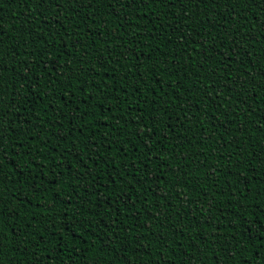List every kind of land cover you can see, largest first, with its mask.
Listing matches in <instances>:
<instances>
[{"label": "trees", "instance_id": "trees-1", "mask_svg": "<svg viewBox=\"0 0 264 264\" xmlns=\"http://www.w3.org/2000/svg\"><path fill=\"white\" fill-rule=\"evenodd\" d=\"M0 17H2L3 23V37H4V50L7 52L14 51V45L17 42H21L22 38L28 40V46L21 49V54L17 57V60L23 61L25 56H29V53L33 54L32 57L39 60L41 50L44 48V40H54L59 35L56 31L55 24H44L42 17L36 10V5L32 3V0H28L25 4L23 0H0ZM120 10V5L116 6ZM135 7V6H134ZM94 18L96 24H92L90 21L80 24L75 30L69 27V31H80L84 37L82 43H87L90 35L98 41L97 47L89 49L88 54L85 55L83 51L77 55L76 49L69 47L63 54L54 53L52 51L44 53L45 60H40V64H44L46 61H50L53 54L56 55V60L49 64V67H55L56 72V91L61 92L62 95L57 97L55 93L51 92V88L46 83L50 77L43 76L44 69L36 64L32 65L31 72H25L28 67L25 63H17L11 59V56H7V70L2 75L5 77V86L17 81V87L21 92L24 91L19 81L20 75L28 77V85L31 91L28 93L29 100L32 103L23 104L19 110L12 109L15 115H9L6 118V122H13L14 125H19L17 132H10V136H19L21 141H26L25 147L28 144L34 145L40 149V156L37 157L45 165V171L48 172L51 164L47 160H43V156L50 151L51 145H56L57 151L54 153L56 160L62 164H66L69 161H73L72 155L66 153V159L61 157L60 151L67 147L69 142H74L77 148L84 147V141L91 136L92 132H95L93 137V143H98L101 146L104 143V139L115 140V144L112 145L111 150L101 147L98 150L103 151L104 157L99 161V167L101 169L109 168L105 164L106 160L114 159L117 164L121 165V170L126 165L131 175H125V181H121L119 187L108 184L107 187H101L97 192V195H107L112 193L113 201L118 200L117 193L122 190L128 191V196L133 199L127 200V202L121 201L119 205L113 204L109 207L107 203L100 208V212L111 213V215H104V228L95 229L94 225L97 222V218L94 212L99 208L98 204H93V213L86 212L84 208L79 209L78 216L82 218L83 223L87 224L88 219L93 221L87 229L77 227L75 228V234L69 235L64 225V217L61 213L70 205L62 204L63 195L57 197L55 193L49 195V192L36 191L28 189L30 194L31 203L25 204L23 208L19 209L20 217L12 220H5L3 225V231L8 240L7 244L11 241L8 248L4 250V261L7 264L11 261L12 264H93L94 261L97 264H121L120 254L113 251L104 250L103 256L101 254V248L105 243H109L108 237L105 235V230L108 225L119 224L122 221H127L123 227H130L131 233L138 234L140 236L137 241L136 236L129 234L131 240V246L126 250V259L130 260L132 264H160L161 261L164 264H183L182 257L184 250L186 249L189 255L199 253V256H203L205 252L209 253V259L207 264H212L211 253L207 248H204V252H199L195 247L196 244L203 245L204 237L207 236L213 228H216L223 237L227 238L228 244L234 245L239 242L240 247L244 249L242 255L243 259H247L249 251H252L253 244L264 243L260 240V223H264V168H261L260 163L254 157H259L261 144L264 143V133H259L256 126V121L260 119L264 113L260 112L258 104L252 103L249 97L252 95L242 96V99H249V103H252V110L249 112H242L247 117L246 128L247 135L252 139L245 141V133L240 134V143L244 145L246 149L244 157L241 158L239 166L236 164V157L233 155L231 159L228 157V149H223L219 146V138L224 132L221 127H216L215 130L211 124L218 123L213 115V108L215 105L213 101L208 98L207 95H201L204 88L203 84L211 83L212 81L223 82L225 78L238 79L240 75H246L250 66H252V74L256 76V86L259 87L262 77L257 73H264V34H261V27L264 25V0H255L249 8L244 9L242 4L235 6V11L229 13L226 10L224 3H220L215 9L211 4L203 6L201 15L191 16L192 5H188V13L185 15L181 13L179 7L165 12L162 9L164 6L156 7L154 5H147L140 8V12L147 13V17H140L139 21L137 16L139 13L133 14V8H125L129 20L125 22L123 32L124 40L129 41V44H135V50L139 53L140 59L143 61L141 67L147 68L150 64L154 63L157 59L163 61L164 53L168 54L171 58L172 55L178 57L179 63L176 67L180 69L181 74L184 73V68L181 65H185L188 68L187 74L184 75L180 84L169 85L176 79L174 75H169L167 72L159 73L158 79L160 85H156L150 78L147 71L141 72H129L126 76H118L116 81L113 80L111 69L107 77L103 76V68H100V63L97 59L99 53H102L107 47V44L116 47L118 41L112 39V36L119 35L115 32L118 20L106 4H100L95 6ZM153 8H156V14L160 17L159 20L155 19L152 15ZM31 9V11H28ZM199 11V10H197ZM48 12L55 15L56 9L54 7L49 8ZM180 13V16L177 15ZM243 13L241 16L240 14ZM67 14V13H66ZM84 15V12H80L77 15V20ZM226 16H235L236 20L231 18L226 19ZM169 17L173 26L179 22L183 31L190 33L192 40L197 39V31L200 36L199 39L203 40V44H192L188 41L189 47L186 52L174 51L177 48V40L175 37L180 35V31L174 27L168 26ZM183 17V19H181ZM208 17H211L216 21V26L209 31ZM31 20V22H27ZM107 21V23H105ZM27 22V23H26ZM137 22L142 25L141 32L146 31L148 28H152V34L150 37L140 35L135 41L131 40V34L137 31L135 25ZM161 22L164 23L163 28H156L154 25H158ZM72 21H67L66 24L71 25ZM38 24V26H37ZM220 24L225 25L229 32L238 34L245 32L248 35L243 37L242 43L245 45V50L242 55L233 53L231 59V68H226L225 65L229 63L224 58L228 55L229 50L232 47V36L225 34L224 42H220V35L224 29L219 28ZM186 25V27H185ZM99 26V27H98ZM51 29V32L48 31ZM91 29V32L89 31ZM160 37L159 49L150 51L158 41L154 38ZM173 37L172 43H166L167 38ZM66 39L71 41L73 37L66 35ZM123 44L124 41H119ZM195 51L193 52V48ZM215 47V50H213ZM239 52V49H237ZM191 54L194 57V61H189L187 57ZM148 56L152 57V60L147 59ZM246 57L248 59H246ZM80 58L84 60H91V63L100 68L102 75L95 76L89 80V85H93L101 80L105 81L101 87L107 88L105 85H112L113 89L124 94V89L128 90L125 100L121 103V111L117 113L116 108H112L111 112L97 111L96 115L103 117L101 121H96V117L89 114L80 118L78 112L75 119L71 122L64 118V114L67 113V109L64 113L60 111V105L65 102V97H68L74 101L80 103L81 109L86 108L89 104L92 108L89 109L91 113L97 108L103 92H97L94 87H87L85 95L89 96V99L85 103L81 96L80 82L83 81L85 76L91 73L92 68L88 65H84L87 69L86 72L81 73L79 68L76 67V61ZM60 60H65L71 67L60 68ZM238 61H243V65ZM136 64V60L129 55L128 60L125 62L126 67H131ZM199 64H203V67H199ZM115 62H114V65ZM243 68V73H236V69ZM118 72H123L117 66ZM63 73V75H61ZM65 76L68 79H65ZM73 76L79 79L73 78ZM42 77V78H41ZM142 77V78H141ZM39 79V84L34 83ZM139 79V83L135 87H139L140 92L133 93V81ZM194 80L202 81L203 84L197 86L195 93H189L186 91L192 86ZM147 81V83H145ZM167 81V82H165ZM71 83V87L66 85ZM182 85V86H181ZM218 86V84H217ZM154 89V90H153ZM244 89H239V93H244ZM41 92H46L42 99L38 98ZM75 93V95H72ZM183 94L186 98L184 107L187 108L190 103L198 102L200 115L197 120L183 119V113L179 112L176 107L180 101L175 97ZM227 97L228 93L225 91L220 94ZM260 96H264V92L259 93ZM163 96V98H161ZM167 101V104L165 103ZM130 102V103H129ZM219 98H216V104H219ZM258 103H264V100L258 101ZM127 105V106H125ZM111 107L110 100H105L103 108L107 109ZM159 109V119L155 123L156 132L155 135H145L143 139L139 138L136 134L137 128L140 124H134L133 118L141 120L147 123L148 127L145 132L151 133L153 128L152 109ZM244 105L241 103L239 108L233 109V112L222 114L223 110H219L215 113L220 121L225 120L226 117H230L237 110H242ZM27 109V111H25ZM207 110V113H205ZM195 111V109H194ZM168 113H171V118H168ZM179 115L182 120V127L175 128V132L168 131L167 138H164L165 125L171 123L175 125L177 123L176 117ZM60 117L59 124L54 127V122L57 117ZM119 116V119L117 118ZM192 113H189V117ZM202 121V123H199ZM64 125L62 131L67 133L68 129H73L71 137L68 141H60L58 137L53 135L49 136L50 132H56L60 125ZM123 124L124 127L120 128L119 125ZM39 125V126H38ZM80 125H84L83 133L77 131ZM120 133H123L121 135ZM39 134L38 140H28L29 135L35 136ZM178 135L180 139H173ZM206 135L211 136V140H204ZM224 139H227L225 136ZM47 140V143H41V141ZM152 140H156L157 143L152 145ZM204 140V143H200ZM183 141V142H181ZM9 146L12 145V141H5ZM135 146V147H133ZM151 147V152H147L146 149ZM135 148H139L141 152H144L143 159L148 160V157L159 155V159L149 160L147 167L140 164V152ZM17 149L12 148L9 152L11 156ZM127 152L128 155H123ZM23 156V150H21ZM115 154V155H113ZM222 154L223 158L219 155ZM81 157L90 166L91 171L94 173L97 170V165L87 158V155L81 153ZM187 157L188 160L193 163L187 168L183 167L187 164L188 160L183 158ZM135 161V167L132 162ZM255 165V170L249 165ZM17 163L22 167H27L20 157H17ZM78 163L73 162V168L78 167ZM180 167V171L176 172L177 167ZM218 174L213 176L212 173L218 170ZM33 171H35L33 169ZM58 172L59 169H56ZM187 172V176L184 172ZM5 172L9 174L10 178L16 179L13 172H9V165L5 162ZM145 173H151L153 175L159 174L161 180L157 183L148 181V185L142 187L141 184L136 183V180L144 176ZM27 175V172L25 173ZM177 176H179L180 183H177ZM49 178H52V174L49 172ZM101 185L104 184L106 177L105 171H100L96 177ZM73 182V177L65 175L60 182L51 185L57 190L63 188V194H67L70 191V184ZM88 182L89 184L95 183L92 177L82 178L80 183ZM229 185L226 187L225 185ZM6 188L8 186H5ZM186 189L184 196L177 198L174 193ZM24 188L18 187L13 184L10 186V190L6 191L4 199L10 200L13 207L18 204V201L13 198V194L19 195L20 191ZM162 194L165 199L158 200L157 194ZM206 193V195H205ZM146 197V199H145ZM214 197V199H210ZM56 200L55 208H40L38 205L46 204L48 200ZM89 199H92L90 196ZM155 203H159L161 208H168L171 205H175L171 211V220L173 224L181 223L177 221L176 213H183L185 208H188V215L182 222L184 232L186 236H180L179 233L174 232L172 227H165L160 223H152V220L148 218L147 209L151 208L152 214H157V209L154 206ZM195 202V203H193ZM84 203L85 208L89 205ZM183 205V207H182ZM191 205V207H189ZM133 208L141 209V212H133ZM194 209H200L204 212V215L193 216ZM75 213V209H72ZM47 213V214H45ZM33 214L37 219L34 228H29L27 233H24L20 242L21 251L13 253V249L17 246L16 232L21 231V225L29 223V217ZM210 215L212 217L210 222L199 223L204 221L205 216ZM146 220L144 228L141 229L137 225L140 220ZM22 217V219H21ZM196 218L198 222L194 224L189 231L187 225ZM241 221L243 224H241ZM232 223H235L237 227L232 228ZM55 224L56 228L53 229L52 225ZM243 225H248L252 228V232L249 233L245 230ZM15 226L14 231L9 233V227ZM150 226V227H149ZM41 229L44 230L43 242H38V236ZM95 230L98 236L103 237V240L98 239L97 236H93L91 233ZM56 232L55 236H50L49 233ZM156 233V235H153ZM162 234L163 239L167 240V247L165 248L159 239ZM63 235V240H59V237ZM121 237L125 233H120ZM233 235L235 240L232 239ZM256 236L255 240H251L252 236ZM35 237V238H34ZM191 237V239H189ZM126 243V242H125ZM141 245L140 251H134L137 244ZM95 245V247H91ZM191 245V246H190ZM218 248V246H216ZM123 248V244L121 245ZM176 248L173 252L172 249ZM235 252V248L232 249ZM149 252L151 255H149ZM51 253V257L49 256ZM264 255V251H262ZM102 256V258H101ZM222 260H227L225 254H221ZM189 264H204V261L199 258H193L189 261ZM228 264H235L234 261H229Z\"/></svg>", "mask_w": 264, "mask_h": 264}, {"label": "snow or ice", "instance_id": "snow-or-ice-1", "mask_svg": "<svg viewBox=\"0 0 264 264\" xmlns=\"http://www.w3.org/2000/svg\"><path fill=\"white\" fill-rule=\"evenodd\" d=\"M25 4L28 3V0H23ZM255 2V0H32V3L36 5L37 12L44 17L43 23L44 24H55L56 25V31L59 32V35L54 40H47L46 37L42 38L44 40V48L41 50L39 60L32 57L33 54L29 53V56H25L23 61L17 60V57L21 54V49L28 46V40L22 38L21 42H17L16 45H14V51L7 52L4 50L3 44H4V37H3V23H2V17H0V264H5L4 261V250L5 248H8L11 241L6 244L5 241L8 240V237L5 236L3 231V225L5 220H12L17 217H20L19 209L23 208L25 204H30V194L28 189L30 188L33 190L34 194L36 191H42V192H49V195H52L55 193L57 197H61L63 195V199L61 201L62 204L70 205L71 208L65 209L61 215L64 217V225L66 230H68V233L70 236L75 234V228L72 227V225H76L80 228L87 229L90 225L93 224V221L91 219H88V223L84 224L82 218L78 216L79 209L84 208L86 212L93 213V208L91 205L98 204L99 208L96 209L94 212V215L97 218V222L94 225L95 229H103L104 228V215H111V213H101L100 208L103 207L105 203L109 205V207H112L115 203L116 205H119L121 201L127 202V200L133 199L132 197L128 196L127 190H122L117 193L118 200L113 201L112 199V193H108L107 195L101 194L97 195V192L101 187H107L108 184L115 185L119 187V184L121 181H125V175H131L129 173L128 167L125 165L123 169L121 170V165L117 164L114 159H109L105 161V164L109 166V168L101 169L99 167V161L100 159H103L104 153L103 151H99L98 149L101 147L111 150V147L113 144H115V140H110L108 138L104 139V143L101 146L98 143H93V137H95V132L93 131L91 136H89L84 141V147L77 148L76 144L74 142H69L67 144V147L60 151L61 157H64L66 159V153L73 156L74 160L69 161L66 164H62L61 162L56 160V157L54 153L57 151L56 145H51L50 151L47 152L43 156V160H47L50 162L51 167L49 168V171H45V165L37 159V157L40 156L41 152L39 148H36L32 144H28L27 147H25L26 141H21L19 139V136H10L9 133H15L17 132L19 125H14L13 122H6V118L11 114L15 115L16 113L12 111L13 108L16 110H19L23 104H29L32 103V101L29 100L28 93L31 91L30 86L28 85V77L25 75L19 76V83L21 87H23L24 91L21 92L20 88L17 87V81H13V83L5 86V77L2 75V73L7 70V63H6V57L11 56V59L16 61L17 63H25L28 65V67L25 69V72H31L32 71V65L36 64L44 69L43 76L50 77L49 80L46 81L48 85L51 88V92L55 93V96L59 97L62 95L61 92L56 91V77L54 73L56 72L55 67H49V64H51L53 61L56 60V55L53 54L50 61H46L44 64H40V60H45L44 53L47 52H54V53H60L63 54L66 49L69 47L76 49L77 55L79 56V53L81 51L84 52L85 55L88 54L89 49H94L97 47L98 41L93 38L92 35L89 36L87 43H82L84 40V37L81 35L80 31H69V27H71L73 30H75L80 24H83L85 22L90 21L92 24H96V19L94 18V5L99 6L100 4H106V6L111 10V12L116 16L117 20L119 21L116 25L115 32L119 33V35L112 36V39H115L118 41L115 48L112 47V45L107 44V41H105V44L107 47H105L104 51L102 53H99L97 56V59L101 61L100 68H103V76L107 77L109 74V69H111L112 78L114 81L118 83L117 77L118 76H126L129 72H141L147 71L151 80L156 84H160V80L158 79L159 73L167 72L169 75H174L176 79L170 84L169 86L172 87L173 84H180L181 81L184 78V75L187 74L188 68L185 65H181V68H184V73L181 74L180 69L176 67L177 63H179L178 57L176 55H172L171 58L168 57L167 53H164V60H156L154 63L150 64L147 68L141 67L143 65V61L139 57V53L135 50V44H129V41L124 40L123 32H121V29L124 28L125 22L129 20V16L126 11H124L125 8H133V14L139 13V16H137V20L139 21L140 17H147V13L140 12V8L147 6L149 4L154 5L156 7L164 6L162 9L165 12H168L172 10L173 8L179 7L181 9V13H184L187 15L188 13V5H192V11L191 16H188V19H191L193 16L201 15V12L203 11V6L207 4H211L212 8L215 9L220 3H224L226 6V10L229 13H232L235 11V6L237 4H242L244 9H247ZM117 5H120V10L117 9ZM135 6V7H134ZM54 7L56 9L55 15L48 12L49 8ZM0 8H2V5H0ZM152 15L155 19L159 20L160 17L156 14V8L151 9ZM199 10V11H197ZM28 11H31V9H28ZM84 12V15L80 17L79 20H77V15L80 12ZM67 13V14H66ZM178 16H180V13H177ZM241 16L243 13L240 14ZM226 19L231 18L233 20H236L237 17L235 16H226ZM183 19V17H181ZM67 21H72L73 23L71 25L66 24ZM211 22L209 24V31L211 32V29L216 26V21L213 20L211 17H208L207 21H201V22ZM31 22V20L27 21ZM26 22V23H27ZM107 23V21H105ZM38 26V24H37ZM156 28H163L164 23L161 22L158 25H154ZM169 27H174L176 30L180 31V35L178 37H175L177 40V48L174 49V51L179 52H186L189 43L192 44H203L204 41L199 39V32L197 31V39L192 40L191 34L183 31L181 28L179 22L173 26L171 22V17H169L168 21ZM99 27V26H98ZM137 31L133 32L131 34V40L135 41L138 36L143 35L145 37H150L152 34V28H148L146 31L141 32L142 25H140L138 22L135 25ZM186 27V25H185ZM219 28H223L224 31L220 35V42H224L225 34L232 36V47L229 50L228 55L224 58L225 60H228L229 63L225 65L226 68H231V59L233 53H236L237 55H242L245 50V45H243L242 40L243 37L247 36L248 34L245 32H240L238 34H233V32H229V29L223 25L220 24L218 26ZM49 32H51V29H48ZM91 32V29H89ZM261 34H264V25L261 27ZM66 35H71L73 39L71 41H68L66 39ZM158 43L154 45L153 49H150V51L158 50L159 49V40L160 37L156 36L154 37ZM173 37L169 36L166 40V43L171 44ZM119 41H124L123 44H120ZM185 41H188L189 43H185ZM237 49H239V52H237ZM215 50V47L214 49ZM195 51V47L193 48V52ZM129 55L132 56L134 60H136V64L132 65L131 67H126L125 62L128 60ZM147 59L152 60L151 56H148ZM189 61H194V57L189 54L187 57ZM246 59H248L246 57ZM115 62L116 66H113ZM239 64L243 65V61H238ZM84 65H88V67L92 68L91 73H89L88 76H85L83 81L80 82V87L82 89L81 96L83 97L84 102L86 103L89 99L88 95H85V92L87 91V87H94L97 92H103L104 95L102 96L99 104L97 105V108L94 109L91 113H89V109L92 108V105L89 104L86 108L81 109L80 103L77 101H74L68 97H65V102H62L60 105V111L61 113H64V110L67 109V113L64 114V118L68 119L70 122L72 119H75L77 113H80V118L83 119L84 116H87L89 114L96 117V121H101L103 119L102 115L97 116V111H108L111 112L112 108L117 109V113L121 111V103L125 100L126 95L130 94L128 93L127 89H124V94H121L119 91H116L113 89L112 85L107 84L105 85L107 88V91H105V87H101L102 84H105L104 80H101L99 82H96L93 85H89V80L91 78H94L95 76L102 75L100 68H97L91 63V60H84L83 58H80L76 61V67L79 68L80 72H86L87 69L84 67ZM117 66L119 69H122L123 72L117 71ZM60 68H68L71 67V65L68 64L65 60H60L59 62ZM199 67H203V64H199ZM243 68L236 69V73H243ZM262 77L259 87L256 86V76L252 74V66L249 67L246 75H240L238 79H231L230 77L225 78L223 82L218 81H212L208 84H203L202 81L194 80L192 86H190L186 91L189 93H195L197 90V86L203 84L204 91L201 93V95H207L209 99L213 101V104L215 107L213 108L212 115L214 119L218 122L216 124H211L213 129L215 130L216 127H221L224 129V132L221 134V137L219 138V146L223 149H228V157L229 159L232 158L234 155L236 157V164L239 166V163L241 162V158L244 157L246 149L244 148V145L240 143V134L245 133V141L252 139L251 136L247 135V128H246V121L247 117L242 114V112H249L252 110V103L258 104V107L260 109L261 113H264V103H258V101L264 100V96H260L259 93L264 92V73H257ZM63 75V73H61ZM42 78V77H41ZM73 78L79 79L78 77L73 76ZM142 78V77H141ZM65 79H68L67 76H65ZM167 82V81H165ZM34 83L39 84V79L37 81H34ZM139 83V79L136 81H133V87L132 92L138 93L140 92L139 87H135ZM147 83V81H145ZM218 84V86H217ZM87 86V87H86ZM182 86V85H181ZM66 87H71V83L69 82ZM239 89H244V93H239ZM154 90V89H153ZM227 92V97L221 96L220 94L223 92ZM248 93H251L252 95L249 97V99L252 101V103H249V99H242V96L248 95ZM45 94H49L46 92H41L40 96L38 98L42 99ZM72 95H75L73 93ZM219 98V104H216V98ZM163 98V96L161 97ZM176 100L180 101L176 105V107L179 109L180 113H183V119H191V120H197L200 111L198 107V102H193L188 105L187 108H185L183 105L186 103V98L183 94L180 96L175 97ZM105 100H110L111 107L102 110L103 103ZM130 103V102H129ZM167 104V101L165 102ZM244 105V108L242 110H237L234 112L233 115L230 117H226L225 120L220 121L218 116H215V113L219 110H223L222 114H227L230 112H233V109L239 108L240 104ZM127 106V105H125ZM195 109V111H194ZM27 111V109H25ZM159 109L153 108L152 109V118H153V128L151 133L145 132V129L148 127L147 123L142 122L141 120H136V118H133L134 124H140V127L137 128V136L141 139L145 135L153 136L155 135L156 128L155 123L158 121ZM189 113H192V116L189 117ZM205 113H207V110H205ZM119 119V116H117ZM168 118H171V113H168ZM177 123L175 125L168 123L165 125V134L164 138H167L168 131L175 132V128L182 127V120L179 115L176 117ZM60 117L58 116L56 121L54 122V127L56 124H59ZM199 123H202L200 121ZM39 126V125H38ZM256 126L258 128L259 133H264V115H261L260 119L256 121ZM64 125H60L59 128H57L56 132H50L49 136H57L58 140L60 141H68L69 137H71L73 133V129H68L67 133H64L62 131ZM120 128H123L124 125H119ZM84 125H80L77 131L83 133ZM123 135V133H120ZM227 137V139H224V137ZM39 134H36L35 136L29 135L28 140H38ZM173 139H180L178 135L174 136ZM10 140L12 141V145L9 146L5 141ZM204 140H211V136L206 135L204 137ZM204 140H201L200 143H204ZM183 142V141H181ZM41 143H47V140L41 141ZM157 143L156 140H152V145H155ZM135 147V146H133ZM12 148H16L17 150L9 156V152L12 151ZM21 150H23V156L21 153ZM136 151L140 152V164L144 167H147L149 160H155L159 159V155L155 154L154 156L148 157V160L143 159L144 152H141L139 148H135ZM147 152H151V147H148L146 149ZM81 153H84L87 155V158L89 160H92L94 164L97 165V170L94 173L91 171L90 166L87 164L86 161H84L81 157ZM115 155V154H113ZM123 155L127 156L128 153L124 152ZM220 156V158H223L222 154H217ZM17 157H20L24 164L27 167H22L20 164L17 163ZM257 159V162L260 163L261 168H264V143L261 144V150L259 157H254ZM184 160H188L187 157L183 158ZM5 162L9 165V172H13L16 179L10 178L9 174L5 172ZM73 162L78 163V167L73 168ZM193 163V161L188 160L187 164H185L183 167L187 168ZM133 167H135V161L132 162ZM250 167H252L253 170H255V165L251 164V161H249ZM33 169L35 171H33ZM56 169H59L57 172ZM100 171H105L106 177L108 179L105 180L104 184L101 185L99 181L96 179L98 173ZM180 171V167L178 166L176 169V172ZM218 170L214 171L212 173L213 176L218 174ZM27 172V175L25 173ZM49 172L52 174V178H49ZM69 175L73 177V182L70 184V191L67 194H63V188L60 190H57L55 187H50L51 185H55L60 182V179H62L65 175ZM184 175L187 176V172H184ZM92 177L95 183L89 184L88 182L80 183L82 178ZM161 180V176L159 174L153 175L151 173H145L143 177L136 180V183L141 184L142 187H145L148 185V181H151L152 183H157ZM126 183H130L128 181H125ZM177 183H180L179 176H177ZM17 185L18 187L24 188L23 191H20L19 195L13 194V198L18 201V204L13 207L10 200H5L4 196L6 191L10 190L11 185ZM5 186H8L7 188ZM226 187H229V185H225ZM186 193V189H181L180 191H177L174 193V195L177 198H180L184 196ZM206 195V193H205ZM92 197V199H89V197ZM146 199V197H145ZM157 199L162 200L165 199L162 194H157ZM210 199H214V197H211ZM81 201L86 202L89 207L85 208L84 203H81ZM56 200H48L46 204L38 205L40 208H55L56 207ZM195 203V202H193ZM154 206L157 209V214L153 215L151 208L147 209V215L148 218L152 220V223H160L161 225H164V222L167 221V225H164L165 227H172L174 232L179 233L180 236H186L187 233L184 232L185 225L182 223L186 216L188 215V208L184 209L183 213L177 212L176 217L177 221L181 223L173 224L171 220V211L172 208H175V205H171L168 208H161L159 203L154 202ZM183 207V205H182ZM191 207V205H189ZM72 209H75V213L72 211ZM261 211H264V209H261ZM133 212L139 213L141 212V209L139 208H133ZM204 215V212L200 209H194L193 216L195 217L196 214ZM47 214V213H45ZM22 219V217H21ZM29 223L26 225H21V231L16 232L15 236L17 239V246L15 249H13V253L21 251L20 242L22 240V237L24 233H27L29 228L35 227L36 222V215L33 214L29 218ZM212 217L210 215L205 216L204 221H199V223H206L210 222ZM137 220H140V217H137ZM198 220L196 218L192 219V221L187 225L189 228V231H191V228L194 224H196ZM147 223L146 220H140V223L137 225L141 229L144 228L145 224ZM127 221H122L119 224L115 225H108L105 230V235L108 237L109 243H105L103 247L101 248V254L103 256L104 250L107 249L108 251L117 252L120 254L121 264H132L130 260L126 259V250L128 247L131 246V240L129 239V234L135 235L137 241H139L140 236L135 233H131L130 227H123L121 225H126ZM241 224L243 222L241 221ZM245 227V230L249 233L252 232V228L248 225H243ZM15 226L9 227V233L14 231ZM150 227V226H149ZM237 225L235 223H232V228L235 229ZM261 231H260V240L264 241V223H260L259 225ZM52 228L55 229L56 225L53 224ZM120 233H125L123 237H121ZM93 236H97L98 239L103 240V237L98 236L97 232L95 230L91 233ZM50 236H55L56 232L52 231L49 233ZM153 235H156V233H153ZM35 238V237H34ZM159 239L161 240L163 246L167 247V240L163 239L162 234L160 235ZM191 239V237H189ZM233 240H235V236L232 237ZM256 236H252L251 240H255ZM44 240V230L41 229L38 236V242H43ZM59 240H63V235L59 237ZM126 242V243H125ZM123 244V248H121V245ZM191 246V245H190ZM218 246V248L216 247ZM91 247H95V245H92ZM195 247L199 250V252H204V248H207L209 252L211 253L212 257V264H228L229 261H234L235 264H264V255H262V251H264V243L259 244H253L252 245V251H249V255L247 259L242 258V253L244 249L240 247L239 242L237 241L234 245H229L227 242V238L223 237L220 232L216 230V228H213V230L204 237L203 245L196 244ZM141 245L138 243L134 249V251H140ZM235 248V252L232 251V249ZM173 252L176 251V248L172 249ZM225 254L227 256V260L221 259V254ZM149 255L151 253L149 252ZM49 256L51 257V253H49ZM101 256V258H102ZM193 258H199L204 261V264H207V260L209 259V253L205 252L203 256H199V253H194L189 255L188 251L184 250V255L182 257L183 264H189V261ZM7 264H12L11 261H8ZM39 264V262H37ZM93 264H97L96 261L93 262ZM110 264H114V262H110ZM146 264V262H145ZM160 264H164L163 261L160 262Z\"/></svg>", "mask_w": 264, "mask_h": 264}]
</instances>
